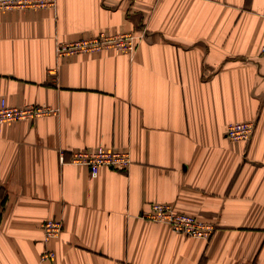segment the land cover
Returning <instances> with one entry per match:
<instances>
[{"label": "crops", "instance_id": "crops-1", "mask_svg": "<svg viewBox=\"0 0 264 264\" xmlns=\"http://www.w3.org/2000/svg\"><path fill=\"white\" fill-rule=\"evenodd\" d=\"M99 32H136V48L57 57ZM263 48L264 0L0 8V100L57 108L0 125V264H264ZM245 120L249 141L224 136ZM97 147L131 163L91 176L70 162ZM155 203L214 230L141 217ZM47 219L63 229L44 243Z\"/></svg>", "mask_w": 264, "mask_h": 264}, {"label": "built area", "instance_id": "built-area-1", "mask_svg": "<svg viewBox=\"0 0 264 264\" xmlns=\"http://www.w3.org/2000/svg\"><path fill=\"white\" fill-rule=\"evenodd\" d=\"M56 0H0L1 9H40L55 6ZM138 36L130 32L121 34H108L99 32L94 37L78 39L70 43H56L55 52L58 56L71 53L101 51L111 49L115 52L133 53L137 45ZM264 50V48L262 49ZM57 108L46 104H27L14 106L2 98L0 100V125L3 123L33 119L42 115L55 113ZM255 129V122L251 120L235 121L224 127V136L233 141H249ZM70 162L73 164L87 165L91 176H95L101 166L110 168H126L130 163L128 152L105 147L94 150H80L72 153ZM141 217L154 222L169 225L173 230L194 237H208L214 230L213 225L198 220L194 216L179 213L169 204L155 203L144 212ZM41 228L46 241L56 238L63 227L60 219H47L41 223ZM52 250H45L41 258L51 259Z\"/></svg>", "mask_w": 264, "mask_h": 264}, {"label": "rangeland", "instance_id": "rangeland-1", "mask_svg": "<svg viewBox=\"0 0 264 264\" xmlns=\"http://www.w3.org/2000/svg\"><path fill=\"white\" fill-rule=\"evenodd\" d=\"M55 4H56V2H55ZM55 7V6H54ZM54 7H51V8H54ZM47 8H49V7H47ZM40 9H43V8H40ZM123 33H126V32H123ZM132 35H135V36H139L136 32H130ZM97 34H99V33H97ZM96 34V35H97ZM116 34H121V33H116ZM96 35H93V36H90V37H94V36H96ZM140 35H143V33H141ZM90 37H88V38H90ZM81 40L82 39H84V38H80ZM76 40H78V39H76ZM75 41V40H74ZM70 42H73V41H70ZM70 42H63V41H61V42H57V43H70ZM56 53V52H55ZM79 53H81V52H79ZM116 53H122V52H116ZM71 54H76V53H71ZM71 54H67V55H71ZM57 55V54H56ZM57 57H58V55H57ZM59 57H61V56H59ZM56 108V107H55ZM51 114V113H50ZM43 116V115H42ZM19 121H21V120H19ZM14 122V121H13ZM127 152V151H126ZM128 155H129V153H128ZM129 158H130V155H129ZM130 163H131V159H130ZM129 163V164H130ZM129 164H128V166H129ZM85 166H87V165H85ZM127 166V167H128ZM88 167V166H87ZM101 167H103V166H101ZM104 167H107V166H104ZM127 167L126 168H111V169H118V170H125V169H127ZM110 168V167H109ZM88 169H89V167H88ZM99 170V169H98ZM90 172V171H89ZM144 212H141V214L140 215H142ZM40 228H41V226H40ZM62 229H63V227H62ZM62 231V230H61ZM175 231V230H174ZM41 232H42V241L44 242V243H46V242H48V241H50L51 239H53V238H51L50 240H48V241H46L45 240V238H44V233H43V231H42V228H41ZM177 232V231H176ZM61 233V232H60ZM180 233V232H179ZM45 250H47V249H44L43 251H42V253L45 251ZM48 250H50V249H48ZM42 253H41V255H42ZM41 255H40V258H41ZM42 259V258H41ZM43 260H49V259H43Z\"/></svg>", "mask_w": 264, "mask_h": 264}]
</instances>
